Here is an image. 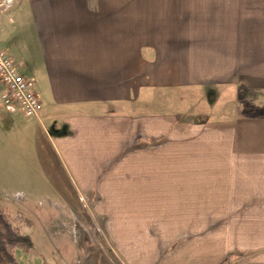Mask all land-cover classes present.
I'll list each match as a JSON object with an SVG mask.
<instances>
[{"label":"crops","instance_id":"obj_1","mask_svg":"<svg viewBox=\"0 0 264 264\" xmlns=\"http://www.w3.org/2000/svg\"><path fill=\"white\" fill-rule=\"evenodd\" d=\"M11 14H0V49L42 98L41 119H31L53 130L116 247L125 244L114 234L128 233L135 248L153 210L198 217L199 201L207 216L232 218L233 231L264 233V115L241 116L235 90L240 76L264 82V20H207L205 32L176 20L166 32L158 21L104 18L97 0H15ZM200 90L214 101L203 109ZM19 114H0L1 158L31 126ZM250 254L216 264H247Z\"/></svg>","mask_w":264,"mask_h":264},{"label":"rangeland","instance_id":"obj_2","mask_svg":"<svg viewBox=\"0 0 264 264\" xmlns=\"http://www.w3.org/2000/svg\"><path fill=\"white\" fill-rule=\"evenodd\" d=\"M97 1L104 18L158 21L162 29L166 27V32L175 30L176 20L188 23L183 32H205L207 20L210 23L264 20V0ZM14 8L15 0L11 8L0 14L12 20ZM192 20L197 24L191 25ZM237 79L235 90L240 115H264V88H261L264 82L252 75ZM199 88L203 92L207 90L205 86ZM220 88L208 89L219 91ZM201 90L197 98L203 109L202 106L214 101L209 102ZM119 95L126 101L125 90H119ZM17 119L18 124L28 121L31 126L18 136L17 143L14 137L7 139V155L0 157V208L30 239L29 247L17 245L14 248L18 264H130L131 258L138 257L144 258V262L137 264H167L168 259L176 264H216L229 252L247 251L252 252L246 259L247 264H264V233L233 231L238 227L225 223L232 218L207 216L205 202L201 201L198 217L164 218L159 216L158 210L152 209L150 231L145 226L144 231L135 233L138 242L140 239L147 247L140 249L138 242L135 248L126 247L124 236L128 233H115L114 237L125 244L116 247L110 234L99 227V218L90 214L93 192H86L78 184L62 152L48 137L53 130L44 121L41 124L31 117L19 114ZM34 128L39 129L37 135L33 133ZM202 141L199 143L204 144Z\"/></svg>","mask_w":264,"mask_h":264},{"label":"built area","instance_id":"obj_3","mask_svg":"<svg viewBox=\"0 0 264 264\" xmlns=\"http://www.w3.org/2000/svg\"><path fill=\"white\" fill-rule=\"evenodd\" d=\"M13 4L14 0H0V11H7ZM14 109L40 120L43 101L33 80L20 73L13 58L0 49V114Z\"/></svg>","mask_w":264,"mask_h":264},{"label":"trees","instance_id":"obj_4","mask_svg":"<svg viewBox=\"0 0 264 264\" xmlns=\"http://www.w3.org/2000/svg\"><path fill=\"white\" fill-rule=\"evenodd\" d=\"M17 245L29 247L30 239L20 232L8 214L0 208V264H18L13 254Z\"/></svg>","mask_w":264,"mask_h":264}]
</instances>
